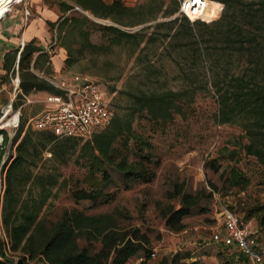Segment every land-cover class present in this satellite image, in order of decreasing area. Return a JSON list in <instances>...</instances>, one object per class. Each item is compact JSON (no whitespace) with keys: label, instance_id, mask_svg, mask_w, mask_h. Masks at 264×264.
<instances>
[{"label":"rangeland","instance_id":"374dc122","mask_svg":"<svg viewBox=\"0 0 264 264\" xmlns=\"http://www.w3.org/2000/svg\"><path fill=\"white\" fill-rule=\"evenodd\" d=\"M124 1L130 5L148 1L149 9L158 10V16L145 23L125 26L128 31L142 33L123 36L118 41L115 40L117 32L101 28L116 22L94 17L97 24L92 25L91 39L103 45L82 46V38L77 35L78 40L73 43L76 57L71 62L64 59L56 71L54 57L61 52L68 56L51 24L63 14L59 0H0V59H4L6 51L15 46L23 47L35 39L49 48L52 62L50 71L40 68L34 71L42 77L58 71L86 72L94 76L113 94L116 115L131 119L132 130L146 141L139 153V144L132 135L116 140L115 163H107L113 179L106 187L115 197L99 205L87 199L75 200L70 188L77 179L81 185H87L83 179L89 166L87 159L80 155L82 146L104 127L96 128L88 137L78 138L74 150L65 141L49 144L42 158L35 156L32 169L34 172L57 169L62 176L53 187L54 195L45 204L42 214L56 220L70 208L92 214L112 212L120 224L139 227L149 236L148 246L155 252L151 254L152 261L179 252L199 264H237L231 262L232 249L214 241L213 235L223 230L226 210L236 212L264 233L260 210L264 205V161L249 149L256 131L249 115L237 113L231 121H221L219 90L229 86L232 77L237 75L264 78V0H227L230 4L227 19L231 18L233 25L210 22L192 27L179 9L173 14H164L180 0ZM216 1L224 4V13L225 1L212 0L210 7H220ZM34 22L40 33L33 38L25 37V29ZM3 69L0 72V129L5 130L0 132L2 245L9 241L1 219L6 162L15 154L17 143L29 127L30 117L44 107L43 98L49 92L37 90L20 96L18 66L9 73ZM166 90L193 91L194 95L191 99L189 95L178 97L180 111H172L173 115L167 119H152L147 112L137 109V93ZM15 116L18 120L7 125ZM51 145L58 151L56 158L49 149ZM65 153L68 161L60 164ZM125 155L129 161L148 163L155 171L154 179L150 182L126 179L116 165ZM234 171L239 177L233 175ZM98 176L101 177L100 173ZM31 185V181L22 179L18 192L22 196H27L31 189L36 192ZM178 185L186 192L199 193L202 199L195 210L184 217V228L176 231L167 227L160 206L180 205V196L170 195ZM7 252L15 260L24 257L21 251L11 252L8 248ZM145 255L144 251H139L127 264H139ZM27 262L35 264L38 260Z\"/></svg>","mask_w":264,"mask_h":264},{"label":"trees","instance_id":"16d2710c","mask_svg":"<svg viewBox=\"0 0 264 264\" xmlns=\"http://www.w3.org/2000/svg\"><path fill=\"white\" fill-rule=\"evenodd\" d=\"M59 5L63 14L51 24L56 29L61 46L67 49L66 61L68 62L76 57L73 43L78 40L77 35L82 38V46L100 47L103 45L91 39L92 25L97 24L94 17L113 19L116 24H105L101 28L117 32L115 40L118 41L123 36L142 33L141 31H128L125 26L145 23L158 16V10L154 12L149 9L148 1L130 5L124 0H59ZM75 5L81 6L88 13L75 9ZM179 6L180 1H177V5L164 11V14L175 13ZM229 7L230 4L226 2V9L224 13L222 12V16L209 21L200 19L192 21L184 14L183 17L191 27L196 24L207 25L210 22L218 24L227 22L233 25V20L227 19ZM51 62L50 50L32 39L23 47L15 46L6 51L3 67L9 73L18 66L22 88L20 96H22L37 90L59 91L51 82L34 71L35 68L50 71ZM219 91L221 121H231L233 115L237 113L245 112L249 115L256 126L255 140L253 139L254 141L249 144V149L264 161V78L261 80L252 76L237 75L232 77L229 86ZM187 95L191 99L194 92L187 90L142 91L136 94L135 101L138 104L137 109L147 112L152 119L154 117L167 119L173 115L174 111H180L181 106L177 98H184ZM28 125L23 138L16 145L15 154L5 166L6 189L1 219L9 241L4 245L0 243V264H17L18 259L15 260L10 256L7 252L8 248L11 252L21 251L26 262L37 259L38 262L35 264H127L129 259L139 251L146 253L139 264H199L197 260H188V256L179 252L171 257L165 255L152 261L151 254L155 252L151 251L148 246L149 236L139 227L120 224L116 214L112 212L92 214L78 208H70L65 209L56 220L48 219L43 215V208L49 198L54 195L53 187L59 182L62 172L57 169L34 172L31 164L34 163L36 155L43 157V152L49 144L65 141L74 150L79 139L59 137L50 131ZM2 131L5 130L0 129V132ZM128 134L136 138L139 144L138 151L141 153L146 141L132 130L131 119L116 115L115 112L113 118L101 131L94 134L91 140L84 142L80 155L87 159L86 164L89 166V172L83 179L87 185H81L78 179L74 181L70 191L75 200L87 199L93 205H99L115 197L114 192H108L106 189L113 179L107 163H115L116 147L114 144L119 137H125ZM49 149L54 158L58 157L55 147L51 145ZM66 155L65 153L60 164L67 163ZM147 158L151 159L149 156ZM116 165L126 179L134 178L150 182L155 176L154 169L148 163L142 160L129 161L126 155L116 162ZM233 175L239 177L235 171ZM22 179L31 181V186H35L36 192L31 189L27 196H22L18 192V184ZM62 182L64 183V179ZM66 183L65 181L64 185ZM170 195H179L180 205L175 206L169 203L160 206L161 213L168 228L181 230L185 226L184 217L195 210L202 196L199 193L186 192L180 185ZM260 210L262 211L261 221L264 222V205ZM232 254L231 262L243 264L242 260L238 259L233 252Z\"/></svg>","mask_w":264,"mask_h":264},{"label":"built area","instance_id":"2783aa9c","mask_svg":"<svg viewBox=\"0 0 264 264\" xmlns=\"http://www.w3.org/2000/svg\"><path fill=\"white\" fill-rule=\"evenodd\" d=\"M210 1L180 0L179 13L192 21L217 19L222 14L224 4L216 1L220 7H210ZM74 8L88 13L79 5ZM44 77L59 91L46 93L44 107L29 119L32 127L50 131L59 137L85 138L96 128L105 127L113 118V94L103 82L89 73L58 71ZM223 225V230L213 235L214 241L232 249L243 264L264 262L262 231L232 210L225 211Z\"/></svg>","mask_w":264,"mask_h":264},{"label":"crops","instance_id":"0c3cea01","mask_svg":"<svg viewBox=\"0 0 264 264\" xmlns=\"http://www.w3.org/2000/svg\"><path fill=\"white\" fill-rule=\"evenodd\" d=\"M37 27H38L37 22L30 24L29 27L27 29H25L24 36L27 38L35 37L36 34L40 33V31L38 30ZM64 59H66V55L63 52H61L59 55H57L56 58L54 57V63L56 65V71L61 68ZM3 60H4L3 58L0 59V72L4 68L3 67Z\"/></svg>","mask_w":264,"mask_h":264},{"label":"water","instance_id":"95a60500","mask_svg":"<svg viewBox=\"0 0 264 264\" xmlns=\"http://www.w3.org/2000/svg\"><path fill=\"white\" fill-rule=\"evenodd\" d=\"M17 264H29L28 262L25 261L23 257L18 258ZM38 264H44V263H38Z\"/></svg>","mask_w":264,"mask_h":264},{"label":"bare ground","instance_id":"6f19581e","mask_svg":"<svg viewBox=\"0 0 264 264\" xmlns=\"http://www.w3.org/2000/svg\"><path fill=\"white\" fill-rule=\"evenodd\" d=\"M16 120H18V117H17V116H15V117H13V118L9 119V120H8V122H7V125H10V124H12V123H13V121H16Z\"/></svg>","mask_w":264,"mask_h":264}]
</instances>
